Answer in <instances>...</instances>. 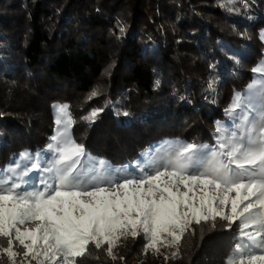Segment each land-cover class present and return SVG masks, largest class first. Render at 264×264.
Wrapping results in <instances>:
<instances>
[{
  "label": "trees",
  "instance_id": "obj_1",
  "mask_svg": "<svg viewBox=\"0 0 264 264\" xmlns=\"http://www.w3.org/2000/svg\"><path fill=\"white\" fill-rule=\"evenodd\" d=\"M262 34L264 0H0V178L46 151L57 105L113 169L166 144L212 145L239 122L226 109L264 63ZM214 223H193L166 264H225L239 223ZM121 242L115 259L89 244L75 264L143 260L142 233Z\"/></svg>",
  "mask_w": 264,
  "mask_h": 264
},
{
  "label": "snow or ice",
  "instance_id": "obj_2",
  "mask_svg": "<svg viewBox=\"0 0 264 264\" xmlns=\"http://www.w3.org/2000/svg\"><path fill=\"white\" fill-rule=\"evenodd\" d=\"M252 71L264 74V63ZM248 87L249 93L256 90L254 95L237 93L226 109L239 122L218 137L216 148L170 146L163 155L138 161L133 171L131 166L113 169L88 154L71 136L68 106H55L57 128L46 146L51 156L41 163V153L34 160L21 153L30 167L4 170L17 179L39 171L41 188L20 191L21 184L11 177L0 178V238L7 240L0 250L13 264L19 255L16 243L28 264H42L41 257L50 264H75L89 244L107 245L112 256L121 238L142 233L145 250L159 252L160 245L178 246L193 223L211 220L214 227L220 219L228 229L239 223L225 264H264V83ZM102 111L93 109L82 119L94 123ZM26 223L35 227H22Z\"/></svg>",
  "mask_w": 264,
  "mask_h": 264
},
{
  "label": "rangeland",
  "instance_id": "obj_3",
  "mask_svg": "<svg viewBox=\"0 0 264 264\" xmlns=\"http://www.w3.org/2000/svg\"><path fill=\"white\" fill-rule=\"evenodd\" d=\"M261 65V64H260ZM256 83L257 85L261 84V83H264V74H261V73H255V76H254V79H253V83ZM255 89H253V92L252 93H249V87H247L246 90H244L241 94L245 95V96H248L250 94L254 95L255 93ZM255 99V98H254ZM256 102V106L257 108L260 107V104L258 102V100H255ZM57 111V110H56ZM252 115H255V113H252ZM54 117L58 118V115L54 113ZM66 119V117L64 118ZM61 127L63 128V123L61 124ZM57 128V124L54 128V131H53V134H55V130ZM236 129V126H233V127H227V129H222L219 134L215 137V141L212 145H207L208 146V149L211 150V149H214L217 147L218 145V137L220 136H223V135H227L229 134L231 131L235 130ZM71 132V131H70ZM52 141L50 140L49 143H51ZM170 146H175V147H179L175 144H166L164 145L163 147H161V149H158L159 151H152V153L154 152V154L156 155H163L168 149ZM152 153H150L149 155L144 156V162H147L149 157L148 156H152ZM27 154H30L31 157L34 159H36V156L37 154H31V153H27ZM51 156V153H48V152H43L41 154V163H45L43 157L44 156ZM153 157V156H152ZM30 163L31 161L29 160H25V159H22L21 156L16 158L12 163L11 165L7 168V169H14L16 167L17 164L20 165V167L18 169H16V172H21L23 171L26 167H30ZM11 167V168H10ZM129 171H133L135 170V168L133 167H130L128 168ZM8 177H11L13 180H15L17 183H20L21 184V188L19 189L20 191H23V190H28V191H32L34 188L35 189H39L41 188V185H40V178H41V173L39 171H30L28 173L27 176H24L22 179H17L15 173L13 172H10L8 174V176L6 177V179ZM22 227H35L34 224L32 223H26L25 225H23ZM127 239L130 238V239H134L132 238L130 235L128 237H126ZM126 238H121L118 243H117V246H115L113 248V251H112V257L113 256H117L119 254V244H121L122 240L126 239ZM106 246V251H107V245ZM7 247V240L6 238H0V249L2 248H5ZM14 250L16 252L19 253V255H17L15 257V261H14V264L16 263H20L22 264H28L27 261L24 260V257H23V248L18 244H14ZM173 253H177V248L175 245H172L171 247H164L163 245H160L159 246V252H156L152 249H148L147 251H144L143 254H144V257H143V260L141 262H138V264L144 262V264H166L167 263V260L170 258L172 259L174 256H173ZM165 257H167V259H165ZM41 261H42V264H50V262L48 261H43V258L41 257L40 258ZM29 260H31V257H29ZM34 261V264H36V261ZM33 261L31 260V263H33ZM0 264H13V261H11L7 254L5 252H3L2 250H0Z\"/></svg>",
  "mask_w": 264,
  "mask_h": 264
}]
</instances>
